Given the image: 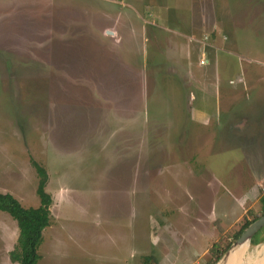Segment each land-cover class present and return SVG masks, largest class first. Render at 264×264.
Instances as JSON below:
<instances>
[{
    "label": "rangeland",
    "instance_id": "rangeland-1",
    "mask_svg": "<svg viewBox=\"0 0 264 264\" xmlns=\"http://www.w3.org/2000/svg\"><path fill=\"white\" fill-rule=\"evenodd\" d=\"M33 162L38 264H212L263 217L264 0H0V193L26 209ZM19 235L0 211V264Z\"/></svg>",
    "mask_w": 264,
    "mask_h": 264
},
{
    "label": "trees",
    "instance_id": "trees-1",
    "mask_svg": "<svg viewBox=\"0 0 264 264\" xmlns=\"http://www.w3.org/2000/svg\"><path fill=\"white\" fill-rule=\"evenodd\" d=\"M34 167L39 176V185L37 189L40 198V206L38 208H24L21 203L11 194L0 193V211L8 213L18 224L20 235L18 245L15 250L11 252V260L18 264H38L41 256L39 248L43 243V235L47 228L52 225L51 207L53 205L52 196L46 191L48 184V173L36 162H33ZM263 205L264 216V198L261 200ZM259 217L253 220L246 219L245 224L241 230L235 235L234 239L238 240L245 230ZM261 233H258L253 238V245H259L264 242L261 238ZM231 242L225 248H222L221 243L214 244L212 254L216 264L223 255L230 249Z\"/></svg>",
    "mask_w": 264,
    "mask_h": 264
},
{
    "label": "water",
    "instance_id": "water-1",
    "mask_svg": "<svg viewBox=\"0 0 264 264\" xmlns=\"http://www.w3.org/2000/svg\"><path fill=\"white\" fill-rule=\"evenodd\" d=\"M264 228V216L259 218L256 222L251 224L241 237L236 241V243L230 247V249L223 255V257L216 264H223L228 261L231 257V252L240 246H243L247 243H251L252 239L259 233L260 230Z\"/></svg>",
    "mask_w": 264,
    "mask_h": 264
},
{
    "label": "bare ground",
    "instance_id": "bare-ground-1",
    "mask_svg": "<svg viewBox=\"0 0 264 264\" xmlns=\"http://www.w3.org/2000/svg\"><path fill=\"white\" fill-rule=\"evenodd\" d=\"M249 243L235 248L231 252V257L228 259L226 263L223 264H245L246 263V255L249 250ZM260 264H264V260L260 262Z\"/></svg>",
    "mask_w": 264,
    "mask_h": 264
},
{
    "label": "crops",
    "instance_id": "crops-1",
    "mask_svg": "<svg viewBox=\"0 0 264 264\" xmlns=\"http://www.w3.org/2000/svg\"><path fill=\"white\" fill-rule=\"evenodd\" d=\"M262 244H264V242H263V243H261V245H262ZM263 246H264V245H263ZM261 260H262V261L264 260V256L262 257V259H261Z\"/></svg>",
    "mask_w": 264,
    "mask_h": 264
}]
</instances>
